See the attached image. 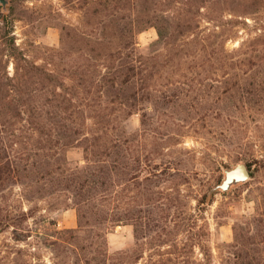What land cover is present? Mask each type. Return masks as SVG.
<instances>
[{
	"label": "rangeland",
	"instance_id": "obj_1",
	"mask_svg": "<svg viewBox=\"0 0 264 264\" xmlns=\"http://www.w3.org/2000/svg\"><path fill=\"white\" fill-rule=\"evenodd\" d=\"M0 11L15 41L0 12V87L31 110L0 108V264H264V0ZM139 58L128 107L123 64ZM239 163L252 179L217 189Z\"/></svg>",
	"mask_w": 264,
	"mask_h": 264
},
{
	"label": "trees",
	"instance_id": "obj_2",
	"mask_svg": "<svg viewBox=\"0 0 264 264\" xmlns=\"http://www.w3.org/2000/svg\"><path fill=\"white\" fill-rule=\"evenodd\" d=\"M1 14H3L2 15V22L4 24V26L2 27L4 30L3 38L6 42V44L8 45V47L13 48L12 44H14V42H15L14 37L12 36L11 37L12 39L9 40V38H10L9 36L12 32L13 25H14L13 19L10 17V15L8 13L5 14V13L1 12ZM123 65L125 66L126 70L124 71V75L122 77L123 79L121 80V89L119 92L122 93L123 99L127 101V102H125L127 104V106L133 107V103L130 101L131 100L130 98H133V97H130V98L128 97V95H127L128 89L130 90L132 88L133 83H134V78H136L137 76H140L143 73L142 68L144 65H146V61L144 58H139L137 60L136 64H134L133 62H131L130 64H129V62H126V64H123ZM34 68H36V70H38L39 72L41 71V69H39L35 66H34ZM12 81H14V80L12 79ZM4 84H5V82H4ZM262 84H264V82H259V84H257V85L255 83L251 84L252 86H258L259 85V87H256V93L257 94H259L263 91ZM249 85L250 84H247V86H249ZM14 89H15L14 87L13 88L9 87L5 91L4 87H0V94L3 96V100H4V103L0 104L1 105L0 108H2L4 111H7L8 113H10L14 110H18L19 115H21L22 112H26V110H27V112H28V110L30 112L31 110H30L29 105L24 104V99L21 97L20 93L17 94V92ZM12 90H13V92H11ZM4 92H9V95L8 96H7V94L5 95ZM70 105L73 107H77L73 104H70ZM71 106L70 107L69 106H65V107L61 106V109L64 110L65 112H68L71 109ZM105 115L107 116V115H109V113H105ZM61 129H64L65 133H62V138H61V140H58V141L60 143H63L65 139L67 140V142L65 141L63 143V145L71 143L73 136L77 137L78 130L75 129V127L72 126L71 124H64L61 126ZM101 139H102L101 137H97L93 141V145H99L100 144L99 142ZM113 147L117 151H123L121 139L116 140V142L113 143ZM87 148H86V150H88ZM260 162H262V161L260 160L259 163ZM10 163H12L13 165H16V161H14V160H10ZM248 165L250 166L251 171H252L251 164H248ZM252 174H253V171H252ZM94 183L96 184V182H94ZM210 196H211L210 194H206L203 197V199L201 200V202L204 204H208L209 202H211ZM235 235H236V239H237L236 245H238V244L246 245V243H248L246 236L244 234L240 233V227L239 226L235 227ZM248 264H250V263H248Z\"/></svg>",
	"mask_w": 264,
	"mask_h": 264
},
{
	"label": "water",
	"instance_id": "obj_3",
	"mask_svg": "<svg viewBox=\"0 0 264 264\" xmlns=\"http://www.w3.org/2000/svg\"><path fill=\"white\" fill-rule=\"evenodd\" d=\"M2 3H6V0H0ZM226 178L217 189L222 191H229L237 184L248 182L252 179V171L247 163H239L237 166L231 169H226Z\"/></svg>",
	"mask_w": 264,
	"mask_h": 264
}]
</instances>
